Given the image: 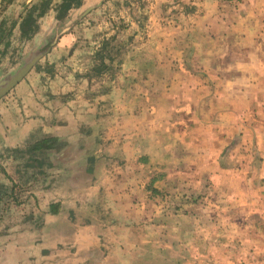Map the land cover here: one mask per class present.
Here are the masks:
<instances>
[{
  "label": "crops",
  "instance_id": "obj_1",
  "mask_svg": "<svg viewBox=\"0 0 264 264\" xmlns=\"http://www.w3.org/2000/svg\"><path fill=\"white\" fill-rule=\"evenodd\" d=\"M74 1L37 4L24 0L22 10L27 8L19 13L11 39L39 33H21L27 12L40 18V9L44 14L49 8L51 13L54 2L62 10L63 2L73 5ZM78 1L82 15L86 14L83 20H93L91 16L102 10L107 22L122 18L124 22L136 21L132 0ZM14 6L15 2L11 3L7 12ZM124 6H131V12L126 13ZM146 9V39L127 49L116 76L106 85L97 76L89 90L75 95L83 97H78L86 103L81 106L96 103L90 106L94 112L90 116L106 119L105 138L110 141L99 146L96 154L105 153L109 163L99 176L95 171L87 174L90 183L69 191L73 195L65 192L70 197L67 213L74 218L66 223V229L74 238L95 229L96 234L111 230L106 239H121L116 243L123 248H111V253L91 261L144 264L154 257L147 255L146 259L145 254L129 253L125 247L155 242L158 238L151 231L156 229H175L188 199L191 208L199 205L194 214L208 210L214 215L209 229L223 232L222 238L195 241L200 247L205 242L216 247L212 257L207 256L208 263L264 264V0H153ZM58 14L63 17L55 13L56 18ZM76 54L77 50L73 51L70 60ZM35 76L23 78V84L14 89L18 94L8 95V102L0 100V145L16 148L43 139L67 141L59 134L63 118L68 117L63 112L71 113L72 102L66 100L65 105L64 98L50 90L51 82L39 83ZM98 159L90 156L88 161L101 164ZM160 195L181 203L174 209L175 216H171L172 206L158 204ZM204 199H208L207 207ZM77 202L80 207L73 208ZM50 204L42 212L45 228L54 231L62 210L51 215ZM39 211L34 213L40 215ZM82 217L93 222L81 225ZM116 229L127 233L117 235ZM141 229L143 238L136 244L128 233L133 230L137 236ZM18 234L10 245L6 240L7 254L0 253V264H33L53 254L48 234L44 247L48 252L42 255L33 233ZM24 237L32 241L25 244ZM74 241L77 244L78 239ZM106 243L96 236L83 244H97L95 251H99Z\"/></svg>",
  "mask_w": 264,
  "mask_h": 264
},
{
  "label": "rangeland",
  "instance_id": "obj_2",
  "mask_svg": "<svg viewBox=\"0 0 264 264\" xmlns=\"http://www.w3.org/2000/svg\"><path fill=\"white\" fill-rule=\"evenodd\" d=\"M35 1L38 4L49 0ZM152 1L132 0L134 9H136L133 15L136 21L130 19L125 22L120 15L121 21H105L102 10L101 14L91 16L93 20H83L86 14L82 15L84 11L82 12L79 7L78 0L74 1L75 4L73 5L69 2L70 8L67 11L63 10L64 6H62V10L59 9L60 6L54 2L50 6L54 11L48 13L49 8H47L46 13L43 14L44 10L40 9V18L33 17V19L35 18L33 24L30 22L24 27V32L31 33L32 30H36L39 32L37 35L26 37L23 35L22 38L21 35L20 38L14 35L11 39L12 30L18 23V15L27 7L23 6L22 10L24 0H0V40L1 36L8 34L0 41V44H3L0 45V95H2L0 100L6 103L10 99L8 95L18 94L14 90L17 84L11 86L9 83H13V80L25 72L27 68L25 66L32 60V55L38 52L45 53L42 59L40 58L41 60L21 80L36 75L35 77L39 83L46 80L51 82L52 85L58 84L55 87L51 85L50 90L54 89L57 93L56 97H63L64 102L66 100L72 102V106L69 108L71 113L67 110L63 112L68 117L63 118V115L60 117L65 122H61L63 127L59 136L64 137L72 144H79L62 145L60 150L50 154L44 151H33L31 149L33 142L16 148H10L5 144L0 145V242H2L0 253L7 254L6 240H9L10 245L13 237L15 236L16 239L18 233H24V235L26 233L34 234L33 241L35 243L38 241L35 246L40 249L39 255L48 252V248H44L46 247L45 238L47 234L51 239L48 241L50 242L49 245L54 244L51 248L53 254L48 259L43 261L39 259L40 262H33V264H81L82 262L85 264H99V262L91 261V259L99 260L103 254L111 253V248L117 249L120 247L116 241L121 239L116 238L117 236L106 239V235L111 230H100L96 234L95 229H90L88 232L80 233L79 238L78 236L74 238L73 234L66 229V223L74 218L72 214L67 213L70 197H67L65 192L69 193L75 188L84 187L85 183L89 182L90 177L85 174L84 170L88 169L89 172L87 171V173L89 174H93L95 171L94 174L99 176L103 169L108 168L106 164L109 163V158L105 157V153L96 154L99 146L108 145L110 141L105 138L106 119L90 116L92 113L94 114L90 106L94 107L96 103L90 102L88 103L90 106H81V103L84 105L86 103L81 102L78 97L81 99L83 97H76L75 95H81V92L89 90L91 80H95L97 76L101 80L104 79L105 82L103 83L106 85L109 79L116 76L119 70L118 66L126 59L127 49L130 46H139L140 42H144L146 32L143 29H146L147 24L145 22L148 20L144 13L147 10L146 7ZM176 1L178 0H174V2ZM13 2H15L14 8L7 12L8 6ZM62 5H65V2ZM55 9H59V12H55ZM108 10L112 11L111 8H108ZM131 10V6H124L126 13L131 12ZM54 12L61 13L63 17L61 18L58 14L56 18ZM21 33L23 32L21 31ZM65 34H72L71 38H65ZM134 35H137L136 38ZM75 50H77V54L73 60H70V56ZM21 80L17 83L23 84ZM86 82L89 84H81ZM75 83L78 84L76 89L73 87ZM7 89L10 92L5 93ZM48 95L53 96L51 93ZM103 103H106V101ZM90 156L94 159L100 158L98 160L101 161V164H96L95 160L94 162L88 161ZM69 165H71V168ZM9 178L12 179V182ZM70 178L71 180H69ZM4 193L6 194L4 195ZM34 193L37 194L34 195ZM69 194L73 195L74 193L70 192ZM53 198L55 199L52 202H48L49 199L51 201ZM167 198L164 196L159 197L158 204L172 206L171 216H175L173 214L174 209L178 210L180 208L178 205L181 203L176 199ZM205 200H203V203L206 206L208 199L206 202ZM50 203H58L61 205L60 209L62 210L55 219L57 226L54 231L49 230L47 225V229L45 228L46 220L45 215H43L45 212H42V209H45ZM190 203L191 201L188 199L183 202L185 207L181 213L184 212V215H181L182 220H179L176 226H173L175 229L151 231L153 236L162 239L161 243L158 239H155V242L152 241L145 245L137 244L141 242L144 231L142 229L136 231L137 236H134V231L129 230L128 234H131V241H136L137 245L134 247L126 246L125 248L129 250V253H135L141 255V257L145 254L146 259H148L147 255H151V258L154 257V260L144 262V264H207L209 258L207 256L212 257L213 254L210 253L216 251V247H209L207 242L200 247V245L197 246L195 241L202 238H222L223 232L222 230L217 232L209 229L208 227L213 224L214 215L207 212L208 210L204 213L194 214L199 211L197 208L199 205L197 204L194 208H191ZM77 204H73V208L75 206L79 208L80 203L77 202ZM37 209H41L39 211L40 215L34 213ZM163 218H160V220H164ZM174 219L172 217V221ZM183 220L184 224L182 226L181 221ZM80 221L83 223L81 225L84 226H89L93 222L90 218L85 219L84 217ZM155 221H159V219L156 218ZM167 222H169V218ZM77 223H79L78 220ZM152 224L156 225L155 222H152ZM117 230L115 231L117 235L124 236L127 233L124 230ZM96 236L101 238V242H107L105 247L103 245L99 246V251H95V245L97 244H83L85 239H89V242H91L94 241ZM75 239H78L77 244H75ZM24 240L22 241L25 244L29 243V240L32 241V239L25 237ZM193 243L195 244L193 245ZM220 248L217 247V250ZM9 263L6 261V264ZM109 264L112 263L109 262ZM123 264L143 263L125 262Z\"/></svg>",
  "mask_w": 264,
  "mask_h": 264
},
{
  "label": "trees",
  "instance_id": "obj_3",
  "mask_svg": "<svg viewBox=\"0 0 264 264\" xmlns=\"http://www.w3.org/2000/svg\"><path fill=\"white\" fill-rule=\"evenodd\" d=\"M69 8H70V4L67 3V5H64L63 10L67 11ZM34 20H35V18L33 19V16H31V14H30L29 12H27L26 15H25V17L22 19L21 24H20V29H21V31H22L23 33H25V32H24V31H25L24 27L27 26V24L30 23V22L33 24ZM2 37H3V36H1V38H2ZM49 142H53V141H51L50 139H43V140H41V141L35 143V144L31 147V149H32L33 151H41V150H45V149H50V148L52 147V145H49V144H50ZM0 170H1V168H0ZM9 179H10V178H9ZM10 181L12 182V179H10ZM0 194H1V193H0ZM5 194H6V193H4V195H5ZM57 206H58V205H56V204H51V205L49 206V208H50V212L53 213V214H55V213L57 212V211H56V207H57Z\"/></svg>",
  "mask_w": 264,
  "mask_h": 264
},
{
  "label": "flooded vegetation",
  "instance_id": "obj_4",
  "mask_svg": "<svg viewBox=\"0 0 264 264\" xmlns=\"http://www.w3.org/2000/svg\"><path fill=\"white\" fill-rule=\"evenodd\" d=\"M32 14V13H31ZM4 37H6V36H4ZM4 37H2L1 38V40H3V38ZM42 59V58H41ZM40 59V60H41ZM40 60H38L37 62H39ZM36 62V63H37ZM19 83H17V85H18ZM10 92V91H9ZM8 92V93H9ZM51 141H53V140H51ZM50 144L49 145H52V147L50 148V149H45V150H41V151H44V152H46L47 154H50L51 152H54V151H57V150H60V148L62 147V145H79V144H72V143H70L69 141H66V142H59V141H53V142H49ZM71 148V147H70ZM89 159V158H88ZM72 160H74V159H72ZM65 161V160H64ZM63 161V162H64ZM72 162V161H71ZM69 167L71 168V165H69ZM69 167H68V169H69ZM86 173L85 174H89V173H87V171L89 172V170L88 169H86V170H84ZM69 180H71V178L69 179ZM53 204H56V205H58L57 207H56V213L55 214H53V213H51L50 212V208H49V212L51 213V215H57L58 213H59V211H60V208H61V205H59L58 203H53ZM51 205V204H50ZM49 205V206H50Z\"/></svg>",
  "mask_w": 264,
  "mask_h": 264
},
{
  "label": "water",
  "instance_id": "obj_5",
  "mask_svg": "<svg viewBox=\"0 0 264 264\" xmlns=\"http://www.w3.org/2000/svg\"><path fill=\"white\" fill-rule=\"evenodd\" d=\"M46 52V51H45ZM45 53H40V52H38L37 54H34V55H32L31 57H32V60L31 61H29V64H26V66L25 67H27L26 68V70H25V72L20 76V77H18L17 79H15V80H13L12 82L13 83H9V84H11V86H14V85H16L17 84V82L19 81V80H21V78L32 68V66L37 62V60H39L43 55H44ZM9 89H11V88H9ZM9 89H7L6 91H5V93L7 92V91H9ZM2 95H0V97H1Z\"/></svg>",
  "mask_w": 264,
  "mask_h": 264
}]
</instances>
